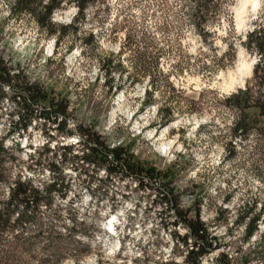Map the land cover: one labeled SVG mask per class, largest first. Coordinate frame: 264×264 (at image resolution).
<instances>
[{
    "label": "rangeland",
    "instance_id": "374dc122",
    "mask_svg": "<svg viewBox=\"0 0 264 264\" xmlns=\"http://www.w3.org/2000/svg\"><path fill=\"white\" fill-rule=\"evenodd\" d=\"M13 1L0 0V56L13 73L53 89L69 104L73 135L37 119L26 132L4 139L16 157L12 175L48 181L49 163L64 170L70 188L59 203L57 231L66 235L73 212L74 239L88 253L72 245L59 264H183L185 255L174 234L182 237L186 229L175 224L174 210L152 204L151 190L91 167L85 173L72 162L82 155L79 127L159 172L178 195L180 210L199 211L218 247L200 264H264V223L249 241L236 225L240 208L258 202V210L264 202V132L235 137L236 113L228 101L251 82L259 61L244 43L264 25V0H207L198 13L203 0H92L83 19L76 0H64L52 22L72 24L77 34L69 30L60 45L58 35L42 31L32 16L12 17ZM109 79L113 91L106 87ZM13 109L10 100L0 104V138L16 121ZM7 245L0 243V264H38L28 253L10 259L1 251ZM43 247L37 246L39 258Z\"/></svg>",
    "mask_w": 264,
    "mask_h": 264
},
{
    "label": "trees",
    "instance_id": "16d2710c",
    "mask_svg": "<svg viewBox=\"0 0 264 264\" xmlns=\"http://www.w3.org/2000/svg\"><path fill=\"white\" fill-rule=\"evenodd\" d=\"M63 1L14 0L11 16L26 14L32 16L42 31L50 36L58 35L56 42L60 45L69 30L73 35L77 34V28L72 24L56 27L52 22L53 13L61 8ZM91 1H75L79 12L78 19L84 18V12ZM207 6V0L201 1L195 7L196 13ZM90 41H93L92 35ZM244 44L259 55V61L254 66L251 82L245 89L237 91L228 99L230 108L236 113L233 127L235 137H242L252 131L264 132V127H261V119L264 118V25H257L247 35ZM111 82V79L107 80L106 87L113 91ZM120 88L121 85L115 86L116 91ZM150 98L149 93V102L152 101ZM6 100L14 104L10 117H16V121H11L8 133L0 138V243H8L5 250L1 251H5L13 260L17 258V254L28 253L33 255L38 264H59L67 258L66 254L72 245L80 247L81 253H88V246L74 239L77 224L73 212L69 213L72 227L67 230L66 235L57 231L63 221L59 203L66 201L70 188L59 163L48 164L50 176L48 181L35 176L12 175L11 166L16 163V157L13 148L7 147L4 143V139L15 132L19 135L26 132L37 119L55 124L65 135H73V132L67 129V120L70 116L68 101L65 97L57 95L53 89L31 82L20 73H13L0 56V104ZM163 116L167 118L169 115ZM79 132L82 155L72 156L71 160L77 166L80 163L81 171L87 173L84 169L87 166L103 172L107 178L135 181L138 189L151 190L154 195L152 204L157 203L165 206L167 210L175 211L177 217L175 224L186 229V234L182 237L174 234L175 239L181 241L185 247L183 264H200L202 257L218 248L213 241L214 238L210 237L206 224L201 221L199 211L189 215L191 211L180 210L178 195L168 186V182L163 181L159 172L137 163L127 155L124 147H109L90 129L79 127ZM77 169L78 167L75 168ZM257 206L258 202L246 204L238 211L236 225L243 226L245 241H249L257 234L260 224L264 223V202L260 204L258 210ZM43 208L49 210L47 216L43 214ZM222 212L226 215V211ZM82 225L84 223L79 227ZM84 234L86 235V232L80 233L78 238H85ZM8 237L13 239L12 242L7 241ZM41 243L44 247L39 251L45 254L43 258H39L36 251ZM218 262L230 264L229 260L220 263V259H217Z\"/></svg>",
    "mask_w": 264,
    "mask_h": 264
},
{
    "label": "bare ground",
    "instance_id": "6f19581e",
    "mask_svg": "<svg viewBox=\"0 0 264 264\" xmlns=\"http://www.w3.org/2000/svg\"><path fill=\"white\" fill-rule=\"evenodd\" d=\"M259 6H260L259 2H257V1L253 2V9H254V10H258ZM241 68L243 69V68H245V66L242 65ZM250 72H251V71H250V69H249V66L246 67V74H248V73H250Z\"/></svg>",
    "mask_w": 264,
    "mask_h": 264
},
{
    "label": "water",
    "instance_id": "95a60500",
    "mask_svg": "<svg viewBox=\"0 0 264 264\" xmlns=\"http://www.w3.org/2000/svg\"><path fill=\"white\" fill-rule=\"evenodd\" d=\"M254 69V68H253Z\"/></svg>",
    "mask_w": 264,
    "mask_h": 264
}]
</instances>
